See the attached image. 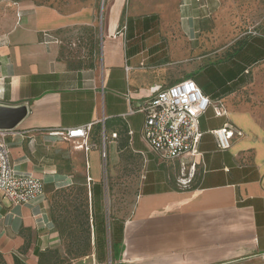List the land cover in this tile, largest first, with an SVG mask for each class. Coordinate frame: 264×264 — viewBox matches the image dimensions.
Returning <instances> with one entry per match:
<instances>
[{
    "label": "crops",
    "instance_id": "crops-1",
    "mask_svg": "<svg viewBox=\"0 0 264 264\" xmlns=\"http://www.w3.org/2000/svg\"><path fill=\"white\" fill-rule=\"evenodd\" d=\"M216 1L106 0L101 10L65 13L33 0H0V108L26 110L7 128L16 171L41 178L45 193L48 185L72 184L58 164L61 141L72 142L90 184L99 183L104 130L111 162L125 150L145 159L133 209L116 221L123 225L120 264H221L264 252V122L258 114L220 100L224 115L214 114L208 128L201 123L200 153L175 161L160 159L142 139L139 104L187 79L184 52L198 49L206 8ZM226 123L243 135L220 149L212 131ZM86 125L89 150L50 134ZM139 132L143 149L135 147ZM45 193L21 205L0 198V253L8 264L24 254L27 264H39L36 248L59 245ZM26 231L37 239L24 253ZM142 251L147 255L137 260ZM72 264H99L96 247Z\"/></svg>",
    "mask_w": 264,
    "mask_h": 264
},
{
    "label": "rangeland",
    "instance_id": "rangeland-1",
    "mask_svg": "<svg viewBox=\"0 0 264 264\" xmlns=\"http://www.w3.org/2000/svg\"><path fill=\"white\" fill-rule=\"evenodd\" d=\"M37 4L51 5L62 12L76 11L82 7L97 6L101 10L106 0H33ZM198 2L200 0H197ZM202 1V0H201ZM199 3H203V2ZM202 5H205L202 4ZM204 8V7H203ZM201 7V9H203ZM208 14L201 23L199 33L198 49L194 52H184L183 66L185 78H191L197 73L203 72L208 66L230 64L238 53L254 37L264 36V0H217L212 6L206 8ZM189 70V71H188ZM188 72V73H187ZM190 72V73H189ZM245 81L237 85L234 90L220 98L227 106L234 105L250 109L258 114L264 122V59L249 66L245 72ZM203 90L207 92H218L217 83L210 77L201 78ZM215 112L210 107L202 116V128H208L217 121ZM215 118H214V117ZM139 132L136 148L143 149L139 143ZM58 149L59 169L70 173L73 183L70 185H48L44 200L46 201L48 214L52 221L50 232H55L59 245L54 248L58 250V258L67 260L71 264L81 261L84 257L72 258L66 251L82 242L84 238V216L89 212L90 223L94 212V200H90L87 172L82 160L75 157L74 144L63 142ZM60 159V160H59ZM153 163H150V165ZM100 181L102 197L99 201L101 212L105 220V254L106 259L101 261L97 255L99 264H120L117 259L121 256V245L114 246L112 227L116 221H121L129 216L139 194L145 171V159L129 150L120 151L117 162H111V156L107 150L106 157L101 152ZM176 168L182 167L181 163ZM189 166L183 179H187ZM84 181L86 183H84ZM93 187V185H92ZM87 199V206H86ZM72 232H75L74 234ZM74 235V236H73ZM27 246L21 252H27L32 247L37 235L31 231L25 232ZM92 253L95 251L93 244ZM147 254L142 251L137 260L143 261ZM236 255L221 264H263L256 256L237 259ZM27 261L26 254L20 256ZM5 259V258H4ZM39 260V258L37 257ZM155 258L150 257L148 261ZM157 259V258H156ZM158 260V259H157ZM64 264V263H63ZM134 264V263H132ZM150 264V263H146Z\"/></svg>",
    "mask_w": 264,
    "mask_h": 264
},
{
    "label": "built area",
    "instance_id": "built-area-1",
    "mask_svg": "<svg viewBox=\"0 0 264 264\" xmlns=\"http://www.w3.org/2000/svg\"><path fill=\"white\" fill-rule=\"evenodd\" d=\"M210 107L217 116H223L225 113L220 99L213 100L192 78L160 87L138 106V111L145 115L142 127L144 143L151 152L165 161H175L185 156L199 154L204 135L201 118ZM12 133V129L0 128V198L12 205H21L43 195L45 183L41 178L21 175L16 171L7 141V137ZM50 134L76 142L77 147L85 150L91 148L88 142L91 125L56 128L51 130ZM212 134L220 149H228L235 135L242 136L243 132L226 123L222 128L213 130ZM117 137V133L112 134V138ZM102 140L101 152L103 157H106L108 136L105 130L102 133ZM91 180L88 177L90 191ZM259 258L264 264V252Z\"/></svg>",
    "mask_w": 264,
    "mask_h": 264
},
{
    "label": "trees",
    "instance_id": "trees-1",
    "mask_svg": "<svg viewBox=\"0 0 264 264\" xmlns=\"http://www.w3.org/2000/svg\"><path fill=\"white\" fill-rule=\"evenodd\" d=\"M151 18L156 19L152 16ZM264 34V33H263ZM239 52H248V54L238 53L235 55L234 60L230 64L222 65L221 67L211 65L204 69L203 72L194 75V80L203 89L201 78L208 76L212 78L218 85L219 93L212 92L209 93L205 89V93L211 96L213 100L220 99L222 96L231 93L234 88L245 80V72L249 66L256 63L257 61L264 59V36L254 37L247 45ZM84 183H86L84 181ZM102 187L101 184H94L92 187V198L94 200V212L91 218L89 212H86L84 219V238L82 242L69 248L66 251L68 256H73L72 258L84 257L92 254V240L93 234L95 236V247L97 255L101 261L106 259L105 254V220L101 212V204L99 203L102 197ZM87 206V199H86ZM122 231L123 225L119 222H115L113 228V244L122 246ZM73 234L75 232H72ZM74 236V235H73ZM27 241V240H26ZM25 247L27 242H25ZM35 255L39 258V264H71L67 260H61L58 258V250L45 249L41 250L36 248L34 251ZM0 264H8L4 256L0 253ZM14 264H27L19 256H14Z\"/></svg>",
    "mask_w": 264,
    "mask_h": 264
},
{
    "label": "water",
    "instance_id": "water-1",
    "mask_svg": "<svg viewBox=\"0 0 264 264\" xmlns=\"http://www.w3.org/2000/svg\"><path fill=\"white\" fill-rule=\"evenodd\" d=\"M10 112V117L5 118L4 114ZM25 108L20 109H6L0 108V128H11L13 125L17 124L20 119L25 115Z\"/></svg>",
    "mask_w": 264,
    "mask_h": 264
}]
</instances>
